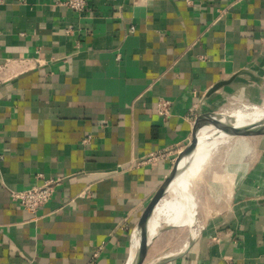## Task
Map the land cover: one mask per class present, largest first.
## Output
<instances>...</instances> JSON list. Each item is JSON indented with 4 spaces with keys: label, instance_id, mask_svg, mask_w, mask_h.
Returning a JSON list of instances; mask_svg holds the SVG:
<instances>
[{
    "label": "crops",
    "instance_id": "crops-1",
    "mask_svg": "<svg viewBox=\"0 0 264 264\" xmlns=\"http://www.w3.org/2000/svg\"><path fill=\"white\" fill-rule=\"evenodd\" d=\"M65 1L0 0V264H126L198 112L264 104V0H87L82 14ZM252 139L194 182L201 230L167 264H264V135ZM52 178L36 214L10 196Z\"/></svg>",
    "mask_w": 264,
    "mask_h": 264
},
{
    "label": "bare ground",
    "instance_id": "bare-ground-1",
    "mask_svg": "<svg viewBox=\"0 0 264 264\" xmlns=\"http://www.w3.org/2000/svg\"><path fill=\"white\" fill-rule=\"evenodd\" d=\"M225 113L231 115L234 118L235 124L239 126L247 124L259 126L264 122V105L243 102L236 108L227 110ZM234 138V135L221 128L209 125L201 129L199 143L192 159L187 163L183 169L184 171L173 182L167 195L159 201L153 212L149 222L150 240L158 237L164 225L177 226V228L183 229L189 228V230L191 228L192 235H198L201 230V224L198 220L199 200L193 188L194 182L201 179L202 173L206 170L207 165L215 156L219 147L229 145ZM184 162L186 161H183L181 166L184 165ZM216 163L218 164V162ZM216 163L214 162V164ZM135 231L133 232V236ZM186 243L187 240L185 238L181 247L183 248ZM139 244L140 234L131 242L129 264H132L137 257ZM170 254H173V252H170L168 255ZM154 262H157V260L153 261L152 264Z\"/></svg>",
    "mask_w": 264,
    "mask_h": 264
},
{
    "label": "water",
    "instance_id": "water-1",
    "mask_svg": "<svg viewBox=\"0 0 264 264\" xmlns=\"http://www.w3.org/2000/svg\"><path fill=\"white\" fill-rule=\"evenodd\" d=\"M239 73L233 75L229 80L220 81L214 84L207 92L206 97H210L214 92H216L220 88L232 83ZM209 125L216 128H221L231 133L235 137L264 135V122H262L261 125L259 126H254L250 124L239 126L235 124L234 118L229 114L218 111H211L204 113L198 112V115L195 119V123L193 126L191 140L177 156L171 171L169 172V174L167 175L161 186L158 188L154 196L151 198L150 202L147 204V206L143 210L138 220L135 229L140 230V244H139L137 257L132 262V264H145L150 245L156 239V238H152L150 240L149 238V224H150L149 222L153 215V212L159 201L165 195H167L169 188L171 187L173 182L184 171L183 169L186 167L187 163L192 159L194 152L199 143V133L201 129ZM183 161L186 162H184V165L181 166V163ZM173 228H177V226L164 225L162 226L159 234L164 230H170ZM134 230L132 231V233L134 232ZM193 238L194 236L192 235L190 228L189 241L186 243L185 248L177 255H164L158 258L157 262H155L154 264H167L168 262L173 261L178 257L184 255L192 245ZM129 261L130 260L128 257L126 264H129Z\"/></svg>",
    "mask_w": 264,
    "mask_h": 264
},
{
    "label": "built area",
    "instance_id": "built-area-1",
    "mask_svg": "<svg viewBox=\"0 0 264 264\" xmlns=\"http://www.w3.org/2000/svg\"><path fill=\"white\" fill-rule=\"evenodd\" d=\"M71 10L78 14H82L87 8V0H67L63 2ZM131 28V32L134 31ZM171 102L168 100H161L158 103L157 111L163 118H167L171 114ZM61 178H52L44 180L41 184L32 185L30 188L22 191H11L10 196L14 201L19 202L22 207L33 214H36L41 206L49 202L56 190V187L61 184Z\"/></svg>",
    "mask_w": 264,
    "mask_h": 264
},
{
    "label": "rangeland",
    "instance_id": "rangeland-1",
    "mask_svg": "<svg viewBox=\"0 0 264 264\" xmlns=\"http://www.w3.org/2000/svg\"><path fill=\"white\" fill-rule=\"evenodd\" d=\"M239 104H241L240 102L238 103L237 102H234V101H229V102H226L221 108L220 110H218V112H223L225 113L227 110H231V109H234L236 108ZM260 105H264V104H260ZM229 113V112H228ZM227 114V113H226ZM252 138H258L257 137H254V136H240V137H235L233 139V141L231 142V144L234 142V141H238V140H253ZM230 145V144H229ZM229 145H225V146H222L221 148L219 147V150L217 151L216 154L220 155L222 152L226 151L227 150V147ZM215 154V155H216ZM188 229V230H187ZM135 233H134V236H133V239L138 235L140 234V231L135 229ZM189 231V232H188ZM170 235L171 237L169 238V241L168 243H170L169 247L167 248V250L161 252L159 251L158 252V249L157 246H156V243H151L150 245V248H149V252H148V256L146 258V261H145V264H152L153 261L157 260L156 258L162 256V255H165V254H168L170 253L172 250H173V243L177 242V243H181L184 241V239L186 238L187 242L189 241V235H190V230L189 228H173L172 231H170ZM157 241V240H156ZM155 263V262H154Z\"/></svg>",
    "mask_w": 264,
    "mask_h": 264
}]
</instances>
